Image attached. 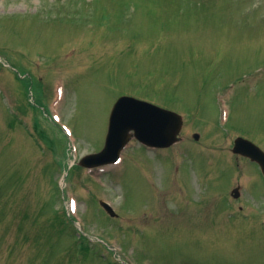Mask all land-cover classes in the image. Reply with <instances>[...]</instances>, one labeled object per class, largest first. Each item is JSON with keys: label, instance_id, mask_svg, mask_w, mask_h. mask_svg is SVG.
I'll use <instances>...</instances> for the list:
<instances>
[{"label": "rangeland", "instance_id": "374dc122", "mask_svg": "<svg viewBox=\"0 0 264 264\" xmlns=\"http://www.w3.org/2000/svg\"><path fill=\"white\" fill-rule=\"evenodd\" d=\"M122 96L183 143L82 169ZM239 136L264 149V0H0V264H264Z\"/></svg>", "mask_w": 264, "mask_h": 264}, {"label": "water", "instance_id": "95a60500", "mask_svg": "<svg viewBox=\"0 0 264 264\" xmlns=\"http://www.w3.org/2000/svg\"><path fill=\"white\" fill-rule=\"evenodd\" d=\"M182 127L181 116L147 102L123 97L116 103L111 114L104 150L99 154L85 157L80 165L86 168H96L117 163L121 152L133 137L150 147H171L179 141ZM195 137L199 139L198 135ZM233 152L257 162L264 173V152L256 145L239 138L235 142ZM236 197H239L238 190ZM102 206L113 217L116 216L108 204L102 202Z\"/></svg>", "mask_w": 264, "mask_h": 264}]
</instances>
